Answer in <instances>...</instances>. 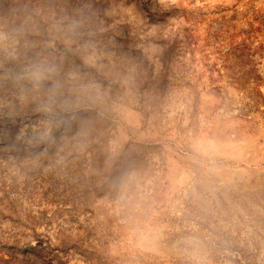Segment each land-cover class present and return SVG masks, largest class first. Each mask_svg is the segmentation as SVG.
<instances>
[{"label":"rangeland","instance_id":"rangeland-1","mask_svg":"<svg viewBox=\"0 0 264 264\" xmlns=\"http://www.w3.org/2000/svg\"><path fill=\"white\" fill-rule=\"evenodd\" d=\"M0 264H264V0H0Z\"/></svg>","mask_w":264,"mask_h":264}]
</instances>
